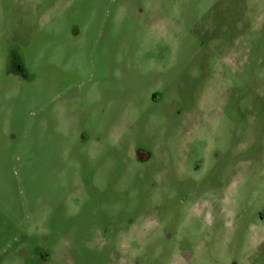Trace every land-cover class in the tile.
Instances as JSON below:
<instances>
[{
  "label": "rangeland",
  "instance_id": "obj_1",
  "mask_svg": "<svg viewBox=\"0 0 264 264\" xmlns=\"http://www.w3.org/2000/svg\"><path fill=\"white\" fill-rule=\"evenodd\" d=\"M0 264H264V0H0Z\"/></svg>",
  "mask_w": 264,
  "mask_h": 264
}]
</instances>
